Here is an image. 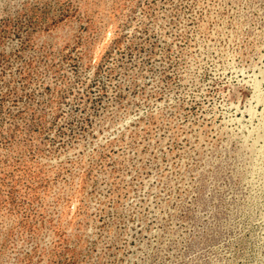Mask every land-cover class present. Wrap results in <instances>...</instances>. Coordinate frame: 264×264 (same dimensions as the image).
<instances>
[{"label": "rangeland", "instance_id": "1", "mask_svg": "<svg viewBox=\"0 0 264 264\" xmlns=\"http://www.w3.org/2000/svg\"><path fill=\"white\" fill-rule=\"evenodd\" d=\"M0 264H264V0H0Z\"/></svg>", "mask_w": 264, "mask_h": 264}]
</instances>
